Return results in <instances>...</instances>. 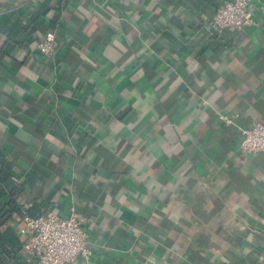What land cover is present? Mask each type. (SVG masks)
Instances as JSON below:
<instances>
[{
    "label": "crops",
    "instance_id": "0c3cea01",
    "mask_svg": "<svg viewBox=\"0 0 264 264\" xmlns=\"http://www.w3.org/2000/svg\"><path fill=\"white\" fill-rule=\"evenodd\" d=\"M222 1L0 0V156L19 181L3 264H34L17 229L44 209L86 233L70 264H264V153L238 146L264 123V0L211 35Z\"/></svg>",
    "mask_w": 264,
    "mask_h": 264
},
{
    "label": "built area",
    "instance_id": "2783aa9c",
    "mask_svg": "<svg viewBox=\"0 0 264 264\" xmlns=\"http://www.w3.org/2000/svg\"><path fill=\"white\" fill-rule=\"evenodd\" d=\"M252 23L247 15L246 0H223L214 9L206 23L211 35H220L226 30H241ZM57 40L52 31H45L36 42V50L44 59L53 57ZM219 118L229 123L223 115ZM239 149L243 153H264V123L255 121L242 129ZM17 229L19 252L34 264H70L76 258H86V233L77 216L71 213L66 218L44 209L25 211Z\"/></svg>",
    "mask_w": 264,
    "mask_h": 264
},
{
    "label": "trees",
    "instance_id": "16d2710c",
    "mask_svg": "<svg viewBox=\"0 0 264 264\" xmlns=\"http://www.w3.org/2000/svg\"><path fill=\"white\" fill-rule=\"evenodd\" d=\"M10 169V162L4 156H0V264H3L2 257L8 256L12 247L17 244L9 221L12 213L16 211V203L11 197L18 190L19 181L11 179ZM3 197L8 198L6 203H1Z\"/></svg>",
    "mask_w": 264,
    "mask_h": 264
}]
</instances>
